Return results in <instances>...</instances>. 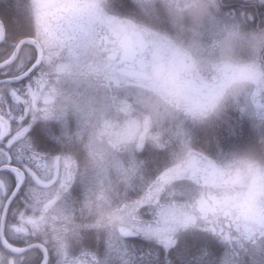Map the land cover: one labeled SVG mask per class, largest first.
<instances>
[{
	"label": "rangeland",
	"instance_id": "rangeland-1",
	"mask_svg": "<svg viewBox=\"0 0 264 264\" xmlns=\"http://www.w3.org/2000/svg\"><path fill=\"white\" fill-rule=\"evenodd\" d=\"M205 13L181 10L168 0L33 1V20L24 34L41 39L45 53L37 99L43 109L30 121L57 129L58 140L41 144L52 149L49 170L39 175L45 186L34 179L11 216L22 226L27 217L31 221L36 211L46 210L32 226L58 233L53 256L60 264H141L149 252L163 257L161 243L180 264L199 255L202 244L211 248L214 260L224 254L221 264H235L245 247L264 244V137L253 139L251 132L264 129V71L235 60L228 45L219 47L220 61H212L207 47L212 42L190 43L194 57L175 53L168 59L165 53L166 39L185 35L180 22L199 25ZM137 33L147 43L161 41L149 63L165 62L173 85L200 67L193 74L198 83L213 82V64L220 71L231 69L209 95L202 98L199 91L206 115L190 106L195 90L170 96L173 85L166 74L152 82L155 72L133 79L120 71L121 53ZM175 44L177 52L185 50L181 41ZM229 95L238 98L224 112L222 101ZM69 174L72 179L66 181ZM51 180L57 181L50 185ZM214 206L217 213L211 214ZM189 216L195 220L192 227L184 223ZM120 224L137 236L122 238ZM157 230L164 239L142 236ZM176 237L179 244L173 246Z\"/></svg>",
	"mask_w": 264,
	"mask_h": 264
},
{
	"label": "snow or ice",
	"instance_id": "snow-or-ice-1",
	"mask_svg": "<svg viewBox=\"0 0 264 264\" xmlns=\"http://www.w3.org/2000/svg\"><path fill=\"white\" fill-rule=\"evenodd\" d=\"M233 7L237 8L241 5H233ZM258 7L264 11V5ZM3 26L5 33L3 43L8 46L15 42L20 28L19 21L13 20L11 24L4 23ZM41 68L42 60L40 54L36 53L27 71L0 74V157L8 161L0 171L12 173L8 179L0 177V205L5 206L4 228L6 231L11 228L8 223V209L12 206L13 200L20 199L34 179L49 170L50 154L43 150L41 144L44 141L57 142L58 140L57 129L29 121V113L32 114V121L36 120L30 97L39 90L43 77ZM21 141L24 142L21 143ZM13 155L18 166H12ZM71 179L69 174L66 181ZM159 247L171 249L165 243H161ZM154 255L159 257L161 254L159 251L155 254L148 253L150 259ZM0 264H25V260L18 248L0 247ZM41 264H50V262L44 260ZM104 264H112V262L104 260ZM124 264H131V262L125 261ZM197 264H220V260L219 258L209 259V253L205 249L202 250Z\"/></svg>",
	"mask_w": 264,
	"mask_h": 264
},
{
	"label": "flooded vegetation",
	"instance_id": "flooded-vegetation-1",
	"mask_svg": "<svg viewBox=\"0 0 264 264\" xmlns=\"http://www.w3.org/2000/svg\"><path fill=\"white\" fill-rule=\"evenodd\" d=\"M26 1L29 2V0H26ZM168 1L172 2L176 6L180 7L181 10H193V11H204L205 10V11H207V8L205 6V0H168ZM83 22H86V21L84 20ZM75 23L78 24V22H75ZM180 23H183L182 29L185 28V35H183L182 40H178L176 37H174L173 39H175L176 41H181L182 43H184L185 46H183V47L185 48L186 51L181 48L180 52H177L176 51L177 46L175 44L176 41L175 40H173V42L169 41V38H168V39H166L167 40L166 43L169 45H168V48L166 49L167 52H165L167 54V57H169L168 59H170V57L175 56L174 55L175 53H176V55L177 54L183 55V53H188V55H191L192 57H194L195 53L192 50L191 46L189 45L190 43L194 42V43H197L198 45H201V47H204L206 43L212 42L211 39H205V37L203 35H201L202 31L198 30V28L200 27V24L197 25L199 22H180ZM194 31H196V33H194ZM136 36L137 37L135 38V40H130V41L126 42L128 47L124 48L123 52L121 53L120 59H119L120 60L119 62L122 64V66L120 67V71L129 77L144 78L147 75L146 73H150V72L158 73L157 65H158V63H162L163 69H161V71H159V74L162 72L163 73L159 77H164L166 74V76L168 77L167 78L168 79V85L169 86L173 85L174 84L173 82L175 81V79H174V77H172L173 72H172L170 66H169L170 69H168L167 68L168 66H166L165 62L163 63L161 61H155L153 63H149V62H152V61H149V59L152 58V56H153V54H151L152 50L157 49L158 44L161 41L157 40V38H155L156 39L155 41H149V43H147L146 40L143 39L141 34L137 33ZM25 37L34 38V39L41 41V39H39L38 37H34L33 35H27ZM140 37L142 38V40ZM171 45H173V46H171ZM210 45L211 44L207 45V47H209V49H211V51H210V53L209 52H206V53H209V56L213 57L211 59L212 61L216 60V59H218L220 61V59L216 56V53H217L219 48L215 49L213 47H210ZM25 46L27 48L20 51L18 57L20 55H21L20 57L22 59H24V57H25L24 60H26L25 64L27 67V65L31 61V57H29L28 54H26V53L30 52V50H32V49L30 47L31 45L27 44ZM195 47H198V46H195ZM32 52H33V50H32ZM24 54H26L27 56H25ZM17 58H16V60H17ZM166 63L169 65L170 60H168V62H166ZM24 66L22 69H15L13 67H9L6 72L7 73H19V72H22L26 68ZM246 68L247 67H243V70ZM203 69H204L203 67H200V68H198V70H194V72L190 71V73H191L190 77L184 83H182V84L177 83V85L175 84V85H173V87H170L171 91H173L171 94H178L179 92H182L183 89L188 94H194V90H195V94H194L195 99L190 100V106L196 105L198 112L201 113L202 116L206 115V113H205V111L201 110V108H202L200 106V103L202 102L201 99L204 98L206 94L209 95L210 91H213L215 86H216L212 81L206 82V81H202V80L198 79L199 81H202V82L198 83L197 79H195L193 77L194 73H197L198 71H202ZM187 70H186V72L188 73L189 71H187ZM211 70H212L213 75H214L220 71V67H219V65L215 66L213 64ZM146 77L148 78V75ZM155 77H156V75H155ZM159 77H156L154 80H151V81L152 82L158 81ZM163 84L165 85V82ZM190 87L191 88L194 87V89L190 90ZM199 91L203 93L202 98H201ZM41 92H42V88L41 89L39 88V90L36 91L32 97H30L31 107L34 110H38V108L40 110L43 109V106H39L38 105L39 103L37 101L38 96L41 94ZM189 112L191 114V112H192L191 108H190ZM30 118H31V113H29V121L31 120ZM56 119H58L57 116H56ZM58 121L59 120H55V123L58 124ZM61 125H62V122H60V125L58 124L59 127ZM63 126H64V124L62 125V127ZM42 148L47 153H51V151H52L51 148H47L45 146ZM56 162H59V157L56 158ZM7 163H8V161L5 158H2L0 161V169H2L4 167V165H6ZM11 163H12V166H17L16 161H14V155H13V159H12ZM76 165L78 166V164H76ZM1 175H9V177H10L12 175V173L10 171H8V172L0 171V176ZM35 179L38 180L40 184H43L45 186L46 183L40 178L39 175ZM55 181H57V180H51L50 185H53L55 183ZM50 185H48V186H50ZM54 200L55 199H53V202L49 203L48 206H51L54 203ZM15 202H17V200H13L12 206L8 209V223H9V225H11V228L8 231H6L4 228V209H5V206L0 205V247H5L4 242H9L10 244H13L15 246L21 245L23 248H26L27 246H30L31 244H39V245H42L46 248V250L48 252V261L50 262V264H60L59 260L55 259L53 256L55 247L57 248V245L59 244V236L57 235L58 233L54 230H52L53 232H51V229L48 226L41 227L38 230H36L32 226L33 224H36V222L34 221L35 218H37V217L39 218L40 216H42L46 210L36 211L35 218H33V219H31V221H29V217H27L25 224H23L22 226H17L15 224L17 222V219L15 218V216L14 217L11 216V211L13 209V205ZM26 208H27V211H29L27 206H26ZM32 235H34V236H32ZM44 255H45L44 251L42 249H40L38 247V245L30 247V248L26 249L25 251H23V253H22V256L25 260V264H41V261H44Z\"/></svg>",
	"mask_w": 264,
	"mask_h": 264
},
{
	"label": "clouds",
	"instance_id": "clouds-1",
	"mask_svg": "<svg viewBox=\"0 0 264 264\" xmlns=\"http://www.w3.org/2000/svg\"><path fill=\"white\" fill-rule=\"evenodd\" d=\"M233 5L241 7L234 8ZM260 5H264V0H205L207 11L200 22L202 35L205 39H211L210 47L218 49L222 45H228L235 60L264 69V11L258 7ZM230 72V68L217 72L212 77L213 83L221 84ZM237 98L233 95L227 96L222 101L221 110L229 112ZM251 132L253 139L257 135L264 137V129L257 133L252 128ZM261 148L264 149V143ZM178 244L179 237H176L174 246ZM171 250L165 248L163 257L154 255L151 259L143 260L141 264H175L170 257ZM236 264H264V246L245 247Z\"/></svg>",
	"mask_w": 264,
	"mask_h": 264
},
{
	"label": "trees",
	"instance_id": "trees-1",
	"mask_svg": "<svg viewBox=\"0 0 264 264\" xmlns=\"http://www.w3.org/2000/svg\"><path fill=\"white\" fill-rule=\"evenodd\" d=\"M33 1L34 0H29V2H27L26 0H0V20L3 22V24L4 23L11 24V22L13 20H18L19 25H20L19 32L16 35L14 43H11L8 46H6L3 43L4 40L0 43V62L4 61L6 58H8V56H10L15 45L17 44V42L21 38H23L26 35H33V36L35 35V34H24L25 30L30 25V22L33 20L32 19ZM38 41L41 43V45L43 46V48L45 50L43 43L40 40H38ZM66 43H68L70 45V42L66 41ZM30 47H31V49H34L32 46H30ZM25 48H27V47L23 46L21 51L24 50ZM69 48H70V46H69ZM69 52L70 51H68V53ZM20 56L12 64L7 65L4 68H0V74L5 73L9 67H13L15 69H22L24 65H25L24 67H26V64H25L26 60H24L25 57L22 55L24 57V59H22ZM262 203L264 205V195H262ZM210 210H211V214L217 213V208L215 206L212 207V209H210ZM222 213L224 214L223 211H222ZM204 218L206 219V217L204 215H201L202 223L205 225V221H207V220H205ZM184 219H185L184 223H186V222L189 223L188 227H192L195 223V220H193V216L185 217ZM220 220L222 223L221 225L225 224V221L222 217ZM216 227H218V225ZM218 228H221V227H218ZM164 235H166V234L161 232L160 230L159 231L157 230L156 232H152L150 234H142V236L147 240H150V238L156 239V240L164 239ZM258 236L259 235L253 234V238H257ZM200 248H201V250H200L199 255L194 256L190 259L184 258L181 264H193V263L197 264L198 260L201 257L202 250L211 249L209 246H207V245L204 246L203 244L200 246ZM240 252H242V250ZM222 257H223L222 260H220V258H219L220 264H221V261H224V258H225L224 254ZM147 258H149V257H147ZM209 259L214 260V258H212L210 256V254H209ZM175 262H176V260H175ZM175 264H180V263L176 262Z\"/></svg>",
	"mask_w": 264,
	"mask_h": 264
},
{
	"label": "water",
	"instance_id": "water-1",
	"mask_svg": "<svg viewBox=\"0 0 264 264\" xmlns=\"http://www.w3.org/2000/svg\"><path fill=\"white\" fill-rule=\"evenodd\" d=\"M0 27H1V38H0V40H2L3 37H4V27H3L2 22H0ZM25 43L36 44L35 41L32 40V39H30V38H24V39H22V40L18 43L17 48H16V50H15V52H14V55H13L8 61H6V62L0 64V67H3V66H5V65L11 63V62L16 58V56H17V54H18V50H19V48H20L23 44H25ZM40 58L42 59V49H41V48H40ZM161 66H162V65H159L160 68H161ZM159 71H161V70L159 69V70H158V73H159ZM118 232H119V234H120L122 237H124V238H129V237H134V236H136V234H135L131 229L126 228V227L123 226V225H121V226L118 227ZM37 245H38V244H31L30 246H27L25 249H28V248H30V247L37 246ZM20 251H22V250H20Z\"/></svg>",
	"mask_w": 264,
	"mask_h": 264
}]
</instances>
